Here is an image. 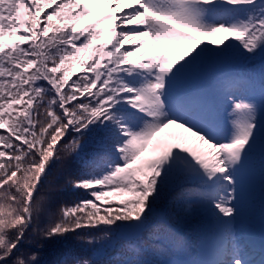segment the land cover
<instances>
[{"label": "snow or ice", "instance_id": "1", "mask_svg": "<svg viewBox=\"0 0 264 264\" xmlns=\"http://www.w3.org/2000/svg\"><path fill=\"white\" fill-rule=\"evenodd\" d=\"M226 58L264 62V0H0V264H40L21 249L48 212L49 164L79 159L93 135L94 159L68 181L91 199L49 217L43 239L94 245L79 230L143 229L175 184L216 226L222 258L203 264H264V240L241 244L236 230L257 188L264 222V64L258 88L242 70L217 77L218 94L187 89ZM169 126L207 147L161 141L143 158ZM89 255L66 264H95Z\"/></svg>", "mask_w": 264, "mask_h": 264}, {"label": "trees", "instance_id": "2", "mask_svg": "<svg viewBox=\"0 0 264 264\" xmlns=\"http://www.w3.org/2000/svg\"><path fill=\"white\" fill-rule=\"evenodd\" d=\"M71 159V155L62 152L59 158H54V161L50 162V173L48 174L47 180L44 181L43 187L40 188V195L45 196L48 201V212L34 221L32 229L26 234V238L23 241L21 252H34L40 264H66V262L73 258L74 254L81 252L80 248L76 249V247L70 245L73 240L79 242L80 239L76 233H69L66 237L57 236L51 240H45L39 234L40 229L47 227L49 217L58 219L62 206L69 205L71 203L70 201L76 196L61 191L66 184L64 175L68 162ZM65 179L67 180V178ZM181 193L173 195L170 199V204L174 212L177 210L178 199L183 198ZM79 198L82 200L83 196ZM182 204L188 209L191 207L190 205ZM56 209L58 210L55 211ZM177 216V214L174 217L171 216L174 222H178L176 221L178 219ZM79 232L82 234V231ZM149 248L154 249L153 247Z\"/></svg>", "mask_w": 264, "mask_h": 264}, {"label": "rangeland", "instance_id": "3", "mask_svg": "<svg viewBox=\"0 0 264 264\" xmlns=\"http://www.w3.org/2000/svg\"><path fill=\"white\" fill-rule=\"evenodd\" d=\"M127 10V9H126ZM178 129L179 130H183L182 128H179L178 127ZM195 141H197V140H195ZM197 142H199V141H197ZM201 143L199 142L197 145H198V147L199 146H202L203 147V149H205L206 148V146L205 145H200ZM197 150V149H196ZM198 151V150H197ZM199 152V151H198ZM173 187H177L175 184L174 185H172ZM113 199H115V200H121V199H128L129 197H112ZM166 194L164 193V195L156 202V204H155V206H154V208H153V213H154V215L156 216V217H165L166 215H168V211H169V206L167 207L166 205H164L162 202L163 201H166ZM62 207H64V206H62ZM58 209H56L55 211H57ZM144 229V228H143ZM95 228H85L84 230H82L83 231V233L84 234H90V236L91 237H95L96 238V232H95ZM133 230L134 229H129V228H126V227H124V228H122L121 230H120V232L118 233V235H122V234H124V235H128V237L127 238H124V239H127V240H132V238H135V236H134V232H133ZM81 240H79V242H80ZM79 242L77 241V240H73V241H71V243H70V245L72 246V247H76V249H78L79 248ZM96 242H97V240H96ZM86 245V248L87 249H91L90 247H92V249H95V247H96V245H97V243H95L94 245H87V244H85ZM149 253H152V251H149ZM87 258H92V257H87ZM152 259H149V260H145V263H142V264H157V260H154L153 259V257H151ZM139 264H141V263H139Z\"/></svg>", "mask_w": 264, "mask_h": 264}]
</instances>
